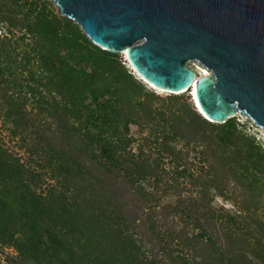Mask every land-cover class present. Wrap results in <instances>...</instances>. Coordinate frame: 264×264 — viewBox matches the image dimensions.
Masks as SVG:
<instances>
[{"label": "trees", "instance_id": "1", "mask_svg": "<svg viewBox=\"0 0 264 264\" xmlns=\"http://www.w3.org/2000/svg\"><path fill=\"white\" fill-rule=\"evenodd\" d=\"M248 128L148 91L49 0H0L7 264H264V141Z\"/></svg>", "mask_w": 264, "mask_h": 264}, {"label": "water", "instance_id": "2", "mask_svg": "<svg viewBox=\"0 0 264 264\" xmlns=\"http://www.w3.org/2000/svg\"><path fill=\"white\" fill-rule=\"evenodd\" d=\"M53 2L94 45L123 53L154 89L188 93L210 122L249 117L264 135V0ZM188 62L208 72L195 86Z\"/></svg>", "mask_w": 264, "mask_h": 264}, {"label": "rangeland", "instance_id": "3", "mask_svg": "<svg viewBox=\"0 0 264 264\" xmlns=\"http://www.w3.org/2000/svg\"><path fill=\"white\" fill-rule=\"evenodd\" d=\"M50 2H51V5H52V8L54 9V11L55 12H57V13H60V10H59V8L56 6V4L53 2V0H49ZM113 54H115L118 58H121V59H125V55L123 54V53H118V52H112ZM187 66L189 67V68H191V69H193L194 71H195V73H196V75H197V77L198 76H201V69L203 68V67H201V66H199L196 62H188L187 63ZM127 67L130 69V71L133 73V75H134V77L136 78V79H139L144 85H145V87L147 88V90L148 91H154L155 92V94H157L158 96H161V97H168V95L170 94V93H166V92H160V91H157V90H155L153 87H151L149 84H147L146 82H144L136 73H135V71H133L132 69H131V67L128 65V63H127ZM204 69V68H203ZM188 93H186V95H187ZM190 96V95H189ZM157 102H159V101H157ZM159 103H161V102H159ZM167 102H164V104H166ZM162 104V103H161ZM236 119L241 123V124H243L244 126H246V129H247V127H249L248 128V131H250L251 133H255L256 134V136L258 137V138H261V139H263V141H264V135H263V132H262V130L259 128V127H257L254 123H253V121L249 118V117H243V116H239V115H237L236 116ZM251 124H253V125H255L253 128L250 126ZM130 129H131V132L133 133V135L135 136V137H137L138 135H139V129L137 128V126L136 125H132V126H130ZM6 137V140H7V142H8V144L9 145H11V146H13L14 145V142H12L10 139H8V137L7 136H5ZM135 147V146H134ZM12 249H10V248H4V250H1L0 249V264H7L6 263V260H5V255L7 254V253H12Z\"/></svg>", "mask_w": 264, "mask_h": 264}, {"label": "bare ground", "instance_id": "4", "mask_svg": "<svg viewBox=\"0 0 264 264\" xmlns=\"http://www.w3.org/2000/svg\"><path fill=\"white\" fill-rule=\"evenodd\" d=\"M124 53H126L127 54V51H125ZM205 75H208V72L205 70V69H201V76H205ZM198 78L199 77H197L196 76V78H195V83H194V85L193 86H195V84L197 83V80H198ZM150 86H151V84H150ZM151 87H154V85H152ZM156 88V87H155ZM194 89V88H193ZM156 90V89H155ZM157 91H160V90H158L157 89ZM160 92H163V90H161ZM180 92V91H179ZM244 117V116H243Z\"/></svg>", "mask_w": 264, "mask_h": 264}]
</instances>
